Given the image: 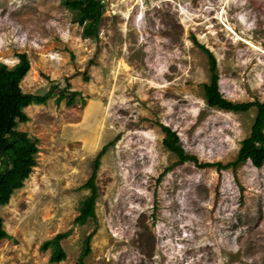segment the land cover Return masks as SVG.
<instances>
[{"label":"rangeland","instance_id":"1","mask_svg":"<svg viewBox=\"0 0 264 264\" xmlns=\"http://www.w3.org/2000/svg\"><path fill=\"white\" fill-rule=\"evenodd\" d=\"M66 1L0 0V63L26 53L23 93L57 90L17 128L40 152L0 208V264H76L94 230L85 264H264V164L231 166L258 109L207 104L199 48L214 54L227 100L264 102V0H103L98 39ZM62 90L79 94L72 106ZM161 126L199 164L227 169L179 164ZM98 159L97 219L80 226ZM62 233L67 259L51 263L41 247Z\"/></svg>","mask_w":264,"mask_h":264},{"label":"trees","instance_id":"2","mask_svg":"<svg viewBox=\"0 0 264 264\" xmlns=\"http://www.w3.org/2000/svg\"><path fill=\"white\" fill-rule=\"evenodd\" d=\"M64 6L75 13L76 23L83 27V37L98 39V26L104 14L103 0H68ZM208 56L210 66V83L204 85L205 98L210 107L228 112H247L253 107L258 109L257 116L251 129L249 138L244 139L237 160L231 164L236 167L241 163L251 160L260 168L264 164V102L255 101L234 104L227 100L220 91V75L217 60L214 54L204 45L199 46ZM18 64L13 68L0 63V208L10 203L13 194L24 187L37 166V155L40 152L39 141L27 133L17 130L20 124L27 123L29 117L25 109L32 105H46L56 87H53L47 95L37 96L23 93L21 83L31 70V63L26 53L17 55ZM59 97L60 103L65 96L69 97V106L75 103V97L79 94H69L62 90ZM165 134L164 145L167 149L179 157V164L193 162L204 169L207 167H218L227 169L222 164L211 163L199 164L195 156L185 154L179 144L178 135L167 126H161ZM105 150L103 151V156ZM100 161H96L95 171L84 186L92 191L91 195L82 201L80 214L76 223L84 226L90 220H96V204L98 199V188L96 185L97 173ZM95 230L86 238L84 249L76 264H85L84 260L91 253V240ZM69 237V233H62L53 239L46 241L41 251L52 250L51 263H61L67 259V254L62 248V241ZM9 234L4 229L3 218L0 216V241L9 239Z\"/></svg>","mask_w":264,"mask_h":264},{"label":"bare ground","instance_id":"3","mask_svg":"<svg viewBox=\"0 0 264 264\" xmlns=\"http://www.w3.org/2000/svg\"><path fill=\"white\" fill-rule=\"evenodd\" d=\"M121 67V66H120ZM125 70L129 71L128 67L125 66Z\"/></svg>","mask_w":264,"mask_h":264}]
</instances>
